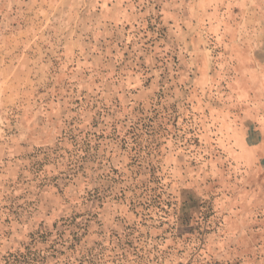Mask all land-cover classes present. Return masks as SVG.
<instances>
[{"label": "rangeland", "instance_id": "obj_1", "mask_svg": "<svg viewBox=\"0 0 264 264\" xmlns=\"http://www.w3.org/2000/svg\"><path fill=\"white\" fill-rule=\"evenodd\" d=\"M17 254L264 264V0H0V264Z\"/></svg>", "mask_w": 264, "mask_h": 264}, {"label": "trees", "instance_id": "obj_2", "mask_svg": "<svg viewBox=\"0 0 264 264\" xmlns=\"http://www.w3.org/2000/svg\"><path fill=\"white\" fill-rule=\"evenodd\" d=\"M20 255H11V262L13 263V264H18V262H19V259H20ZM10 263V262H9Z\"/></svg>", "mask_w": 264, "mask_h": 264}]
</instances>
